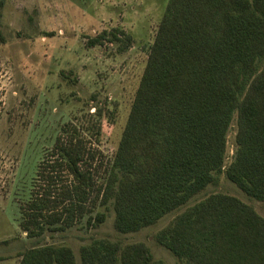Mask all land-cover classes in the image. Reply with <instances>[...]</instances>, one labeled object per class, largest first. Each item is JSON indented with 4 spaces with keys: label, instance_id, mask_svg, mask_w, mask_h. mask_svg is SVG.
<instances>
[{
    "label": "trees",
    "instance_id": "obj_1",
    "mask_svg": "<svg viewBox=\"0 0 264 264\" xmlns=\"http://www.w3.org/2000/svg\"><path fill=\"white\" fill-rule=\"evenodd\" d=\"M118 35L111 40L119 42ZM234 117L235 151L225 165ZM87 143L67 125L43 156L20 208L28 239L63 232L86 216L88 226L103 223V213L91 214L108 204L115 230L136 233L187 206L221 174L264 202V0H167L100 182L95 173L103 163ZM155 240L178 264H264V219L221 193L187 207ZM18 257V264H76L65 245L33 246ZM79 259L165 264L143 243L121 247L104 239L80 247Z\"/></svg>",
    "mask_w": 264,
    "mask_h": 264
},
{
    "label": "rangeland",
    "instance_id": "obj_2",
    "mask_svg": "<svg viewBox=\"0 0 264 264\" xmlns=\"http://www.w3.org/2000/svg\"><path fill=\"white\" fill-rule=\"evenodd\" d=\"M166 3L0 0V264H18V254L43 245L70 247L80 264V247L98 239L121 247L143 243L155 260L178 264L157 244L156 234L187 207L215 193L241 200L264 219V202L248 198L221 174L187 206L136 233L115 230L112 204L94 210L91 216L103 213L105 220L93 226L87 225L86 216L72 228L37 239H28L19 227L20 208L30 198L38 166L67 125L76 127L98 164L103 163L95 173L102 180ZM117 30L123 32L119 42L110 36ZM235 133L236 117L227 134L225 165L234 155Z\"/></svg>",
    "mask_w": 264,
    "mask_h": 264
}]
</instances>
